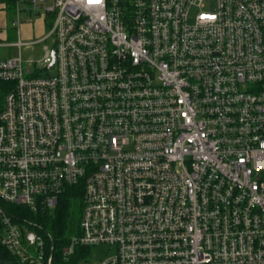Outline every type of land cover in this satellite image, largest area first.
<instances>
[{
	"label": "built area",
	"instance_id": "2783aa9c",
	"mask_svg": "<svg viewBox=\"0 0 264 264\" xmlns=\"http://www.w3.org/2000/svg\"><path fill=\"white\" fill-rule=\"evenodd\" d=\"M14 4V28L34 11L48 29L30 43L52 40L0 59V243L17 264H53L55 243L3 204L51 211L79 186L65 256L264 264V0Z\"/></svg>",
	"mask_w": 264,
	"mask_h": 264
},
{
	"label": "trees",
	"instance_id": "16d2710c",
	"mask_svg": "<svg viewBox=\"0 0 264 264\" xmlns=\"http://www.w3.org/2000/svg\"><path fill=\"white\" fill-rule=\"evenodd\" d=\"M8 5L10 11L15 9L14 0H2ZM8 83H0V113L3 110V103L6 92L9 90ZM84 187H76L75 191L65 194L59 205L51 211L31 212L25 206L3 204L6 211L11 214L13 222L22 224L23 221H33L34 230L41 234L46 242L55 243L53 250V264H77L86 256L89 247H78L73 254L63 255L62 249L69 244L71 236L80 235V220L83 206ZM0 260L5 264H17L9 248L0 243Z\"/></svg>",
	"mask_w": 264,
	"mask_h": 264
},
{
	"label": "rangeland",
	"instance_id": "374dc122",
	"mask_svg": "<svg viewBox=\"0 0 264 264\" xmlns=\"http://www.w3.org/2000/svg\"><path fill=\"white\" fill-rule=\"evenodd\" d=\"M14 14L15 10L10 11V13L6 15L7 27L6 30H4V33H0V59L15 57L20 52L23 60H40L44 55L43 46L45 44L52 46V40L47 39L43 42H36L34 44H31L30 41H38L41 37H43L48 29V26L42 19L39 18V16L35 14L34 11L22 14L20 16L21 19L31 18V20L29 28L23 27L21 29L22 34L20 38L23 42L30 44L22 46L21 51H19V48L7 45L16 42L19 39L17 32H15V29H13L12 26V22L15 20ZM113 253L114 248L112 246L110 247L103 244L92 246L88 248L86 256H84L77 264H101V262L110 258Z\"/></svg>",
	"mask_w": 264,
	"mask_h": 264
},
{
	"label": "crops",
	"instance_id": "0c3cea01",
	"mask_svg": "<svg viewBox=\"0 0 264 264\" xmlns=\"http://www.w3.org/2000/svg\"><path fill=\"white\" fill-rule=\"evenodd\" d=\"M9 13H10V10H8V8L7 9L3 8V6L0 4V33H2V32L4 33V30H6V27H7V17H6V15L9 14ZM29 26H30L29 23H25V24H23V25H21L19 27V31H18V28L16 29V28L13 27V29H15V32H17V34H18V37H20L21 34H22L21 33V29L23 27H28L29 28Z\"/></svg>",
	"mask_w": 264,
	"mask_h": 264
},
{
	"label": "water",
	"instance_id": "95a60500",
	"mask_svg": "<svg viewBox=\"0 0 264 264\" xmlns=\"http://www.w3.org/2000/svg\"><path fill=\"white\" fill-rule=\"evenodd\" d=\"M0 264H5L2 260H0Z\"/></svg>",
	"mask_w": 264,
	"mask_h": 264
}]
</instances>
